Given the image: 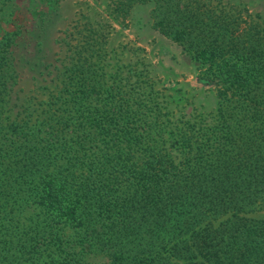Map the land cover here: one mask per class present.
Segmentation results:
<instances>
[{"label": "trees", "instance_id": "16d2710c", "mask_svg": "<svg viewBox=\"0 0 264 264\" xmlns=\"http://www.w3.org/2000/svg\"><path fill=\"white\" fill-rule=\"evenodd\" d=\"M152 1L175 40L200 27L191 56L220 97L216 116L167 135L78 66L55 109L38 94L46 76L19 94L18 32L0 38V264H264V15L243 0Z\"/></svg>", "mask_w": 264, "mask_h": 264}, {"label": "rangeland", "instance_id": "374dc122", "mask_svg": "<svg viewBox=\"0 0 264 264\" xmlns=\"http://www.w3.org/2000/svg\"><path fill=\"white\" fill-rule=\"evenodd\" d=\"M119 1L9 0L12 12L0 10V38L7 32H18L14 50L21 80L15 90L21 95L32 91L46 76L48 81L43 84L52 91L40 88L38 94L55 109V99L67 82L65 71L78 66L95 71L105 84L115 82L122 96L144 103L147 112L141 111L139 116H160L165 127L162 134L189 119L216 116L218 89L214 82L203 79L198 62L191 56L190 46L200 27L193 26L180 42L170 29L156 25L164 15L154 11L152 0ZM243 1L252 12L264 15V0ZM185 20L189 17L181 21ZM53 76L54 82L49 80ZM160 146L176 149L165 139ZM85 256L90 262L108 261L103 253L87 252Z\"/></svg>", "mask_w": 264, "mask_h": 264}]
</instances>
